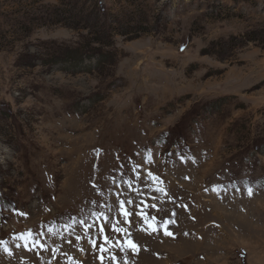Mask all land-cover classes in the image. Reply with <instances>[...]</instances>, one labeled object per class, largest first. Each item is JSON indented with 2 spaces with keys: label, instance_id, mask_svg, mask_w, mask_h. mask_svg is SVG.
Here are the masks:
<instances>
[{
  "label": "rangeland",
  "instance_id": "1",
  "mask_svg": "<svg viewBox=\"0 0 264 264\" xmlns=\"http://www.w3.org/2000/svg\"><path fill=\"white\" fill-rule=\"evenodd\" d=\"M0 264H264V0H0Z\"/></svg>",
  "mask_w": 264,
  "mask_h": 264
},
{
  "label": "snow or ice",
  "instance_id": "2",
  "mask_svg": "<svg viewBox=\"0 0 264 264\" xmlns=\"http://www.w3.org/2000/svg\"><path fill=\"white\" fill-rule=\"evenodd\" d=\"M149 175H151V173H149ZM249 194L251 195V190H249ZM123 201H121V204L123 205ZM141 214L142 215H146L144 212H143V209H141ZM125 215L127 216V215H130V213H125ZM103 230V229H102ZM113 230L114 231H117V232H119V231H121L120 229H118V228H116L115 227V225H113ZM155 230V229H154ZM165 235H172V233L171 232H169L168 230H167V226H165ZM107 239H108V237L107 236H105V241L107 242Z\"/></svg>",
  "mask_w": 264,
  "mask_h": 264
}]
</instances>
